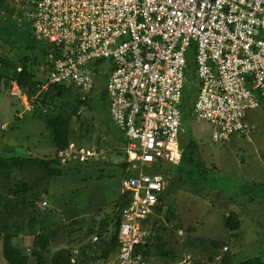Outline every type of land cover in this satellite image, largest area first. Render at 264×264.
Instances as JSON below:
<instances>
[{
  "label": "built area",
  "instance_id": "2783aa9c",
  "mask_svg": "<svg viewBox=\"0 0 264 264\" xmlns=\"http://www.w3.org/2000/svg\"><path fill=\"white\" fill-rule=\"evenodd\" d=\"M4 4L12 12L8 19L29 24L34 39L49 46L39 65L46 79L41 90L60 84L88 93L105 76L109 114L129 140L128 155L135 153L120 179L127 204L120 212L118 249L106 264H150L147 230H153L151 214L166 184L144 168L181 159L180 104L190 55L197 81L190 115L213 126L214 142L247 136V112L264 103V0Z\"/></svg>",
  "mask_w": 264,
  "mask_h": 264
},
{
  "label": "rangeland",
  "instance_id": "374dc122",
  "mask_svg": "<svg viewBox=\"0 0 264 264\" xmlns=\"http://www.w3.org/2000/svg\"><path fill=\"white\" fill-rule=\"evenodd\" d=\"M4 3L5 0H0V58L19 65L27 51L26 44H33L34 33L29 24L19 25L8 20L12 12H8ZM34 45L37 50L38 45ZM100 79L94 80V87L88 93L71 88L72 95L82 96L85 103L78 107L77 115H70V142L59 152L51 141L50 126L56 116L51 112L53 105L40 104L35 101L36 96L28 98L8 75L0 83V156L56 158L61 165L55 163L54 168L64 173L48 183L44 181L43 168L28 163L21 170L12 171L8 179L0 174V195L20 182L37 190L45 187L52 192L53 189V196H42L35 204L42 212L49 206L54 214L53 228L60 227L48 255L67 248L72 264L80 260L79 248L94 240L93 235H87L88 230L96 229L103 218L113 215L121 194L120 179L130 168L128 146L118 139L121 133L109 115L105 78ZM54 103L61 105L59 100ZM29 106L32 108L27 109ZM72 106L73 103L63 107L68 112ZM181 112L186 142L193 141L197 146L195 159L213 170L204 172L205 178H202L210 186L186 182L185 170L166 161L144 168L147 174H160L166 184V192L160 195L161 209L151 214L157 225L147 230L150 232V243L146 244L149 263L219 264L228 255L233 259L230 258L229 264L250 258H258L264 264V103L247 112L251 128L247 136L235 135L218 142L211 138L212 125L189 115L186 108ZM44 114L48 115V121L38 117ZM200 175L192 173L191 176L200 181ZM43 201L47 202L44 206ZM33 210V216L39 220L37 210ZM167 210L171 215L166 216ZM28 213L32 209L25 212ZM230 214L239 221L235 231L225 227ZM34 227L40 231L38 224ZM111 229L110 224L109 232ZM27 232H21L13 243L34 263L30 252L32 237ZM211 242L218 243V247ZM86 252V264L111 261L98 258L100 249L97 253ZM164 252H171L174 254L171 257L177 258H166ZM0 264H8L2 255Z\"/></svg>",
  "mask_w": 264,
  "mask_h": 264
},
{
  "label": "trees",
  "instance_id": "16d2710c",
  "mask_svg": "<svg viewBox=\"0 0 264 264\" xmlns=\"http://www.w3.org/2000/svg\"><path fill=\"white\" fill-rule=\"evenodd\" d=\"M16 28L18 29V25L16 26ZM34 43L39 47L37 48V50ZM25 48L27 51L23 58H21V62H19V65H13L9 60L0 58V83L6 77V75H8L11 78V81L15 82L16 85L25 92L28 98L36 96L35 101L39 102L40 104L45 105L50 103L53 105V107L51 108V112L54 113V116H56L54 120L51 121V141L58 152L65 150L70 142V115L72 113L77 115L78 107L80 105H84L85 99L78 94L72 95L71 87L60 84H49L47 90H41L40 86L43 84V82H45L46 79L44 78V73H40L39 65L43 63L49 46L46 43H42L33 39V44H26ZM192 68L193 61L190 58V74L188 75V83L186 84L182 92V100L180 104V109L182 110V108H186L189 115L191 105L194 100V95L197 90V81L193 72L191 71ZM99 78L103 79L105 78V76L102 75ZM58 100L61 101L60 106H56L54 103ZM71 103H73V106L67 112V109H65L66 104L69 105ZM38 117L43 121L49 120L47 114H44L42 116L39 115ZM113 124L116 125L114 122ZM182 126L184 125L182 124ZM183 128L184 132L179 136V141L182 148L181 159L178 164L174 165H178V168L180 170H185V172L187 173L186 182L195 184L197 183L199 186H204L205 184L209 185L208 183L203 182L204 180H202V178H205L203 177V173H207L208 170L211 173L213 170L208 169L206 165L201 162V160L195 159L194 149H196L197 146L193 141L186 142V130L185 127ZM119 132L121 133V135L118 137V139L128 146L129 140L125 136L124 132L120 129ZM125 156L127 155L125 154ZM28 163L42 167L44 171V181H49L48 183H51L52 178H57L64 174L63 170H61L60 168H54L53 165L55 163L60 164V161L58 163L56 158L55 160H43L32 159L30 156L27 158L19 156L3 158L2 156H0V174L8 179L12 171L18 169L21 170ZM185 167L188 168L185 169ZM192 173H197L199 175L201 173V177L199 178V180H201H194L195 176H191ZM20 187H22L21 190ZM165 192L166 189L164 193ZM52 194H54L53 189L52 192L50 191V189H45V187H41V189L37 190L31 187L28 188L24 185L23 182H20L9 187L5 194L0 195V255H2V257L8 264H72L70 257L71 255L69 253L70 250L67 248H59L48 255L50 247L53 244V240L56 237L57 231L58 229H60V227L57 226L53 228L55 221H53L52 215L54 214L52 212L53 210H51L49 206L43 208L44 212H42L35 203L36 200L40 197L48 195L53 196ZM127 195L128 193L120 194L119 199L115 203L113 215L109 216L108 218H103L99 222V226L96 229L92 227L88 230L87 235H93L95 241L91 239L89 243L79 248L80 260L78 264L87 263L88 254L86 250L97 253V249H100L101 253L99 254V256H97L103 261H107L117 251V235L120 222V212L121 209L127 204ZM159 200L162 203V199L160 197ZM156 208L160 210L161 204L159 206H156ZM31 209L32 213H28L26 215L25 212ZM33 209H35V211L37 210L36 213L40 216L39 220L33 216L35 215ZM39 210L41 212H39ZM165 214L166 216L171 215L169 210H167ZM26 217H29V219L26 220ZM153 223H156V219ZM35 224L36 226L37 224L38 226H40V228L38 227V230L40 231H37L35 229ZM110 224L112 229L109 232ZM155 225H157V223ZM225 227L229 231L237 230L239 227L238 218L233 214L228 215L225 220ZM25 230H28L27 234L32 237L30 252L34 256V263H30L29 256L25 254L18 245L13 243V239L18 237L21 232ZM212 245L218 247L219 244L212 243ZM164 255L166 258H169L171 260L177 258V256L175 258L171 257L172 255H174L171 254V252H164ZM95 257L96 254H94V258ZM230 258V256L224 255L219 264H229L230 260L232 259ZM234 264L263 263L258 258H250L241 262H235Z\"/></svg>",
  "mask_w": 264,
  "mask_h": 264
},
{
  "label": "bare ground",
  "instance_id": "6f19581e",
  "mask_svg": "<svg viewBox=\"0 0 264 264\" xmlns=\"http://www.w3.org/2000/svg\"><path fill=\"white\" fill-rule=\"evenodd\" d=\"M132 154V155H131ZM129 156L131 157V158H134L135 157V153L133 152V151H130L129 152Z\"/></svg>",
  "mask_w": 264,
  "mask_h": 264
},
{
  "label": "clouds",
  "instance_id": "9594fccd",
  "mask_svg": "<svg viewBox=\"0 0 264 264\" xmlns=\"http://www.w3.org/2000/svg\"><path fill=\"white\" fill-rule=\"evenodd\" d=\"M128 155V154H127ZM46 205V204H45ZM44 206V205H43Z\"/></svg>",
  "mask_w": 264,
  "mask_h": 264
}]
</instances>
